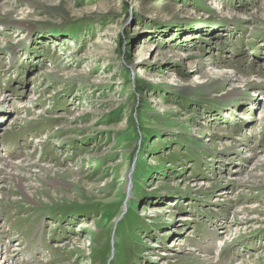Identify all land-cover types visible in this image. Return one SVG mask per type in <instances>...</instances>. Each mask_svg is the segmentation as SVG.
I'll use <instances>...</instances> for the list:
<instances>
[{
    "label": "rangeland",
    "instance_id": "rangeland-1",
    "mask_svg": "<svg viewBox=\"0 0 264 264\" xmlns=\"http://www.w3.org/2000/svg\"><path fill=\"white\" fill-rule=\"evenodd\" d=\"M0 156V264H264V0H0Z\"/></svg>",
    "mask_w": 264,
    "mask_h": 264
},
{
    "label": "bare ground",
    "instance_id": "bare-ground-1",
    "mask_svg": "<svg viewBox=\"0 0 264 264\" xmlns=\"http://www.w3.org/2000/svg\"><path fill=\"white\" fill-rule=\"evenodd\" d=\"M19 37V36H18ZM21 37H24V34H21ZM188 57V56H187ZM196 66H193L191 69H193V68H195ZM230 72H229V78H230V76H231V78L232 79H234L235 80V82L237 81V84H243L242 82H241V80L239 79V78H237V76H236V74H235V76H234V73H233V71H231V69L229 70ZM207 72V71H206ZM206 72H204L199 78H200V80H203V79H205L206 78V76H207V73ZM178 80V78H177V76H175V74H173L172 75V81H174V82H176ZM59 144V143H58ZM1 157V156H0ZM84 159H86V157H84ZM19 166V165H18ZM2 169V170H1ZM1 173L0 174H2V176L3 175H10V177H12V178H14L15 177V179H17L16 177H17V175L18 174H16L15 172H16V168L14 167V164H12V163H8V162H5L2 166H1ZM19 171V170H18ZM24 171V170H23ZM16 174V176H15V174ZM19 173V172H18ZM259 173V172H258ZM25 175V174H24Z\"/></svg>",
    "mask_w": 264,
    "mask_h": 264
}]
</instances>
